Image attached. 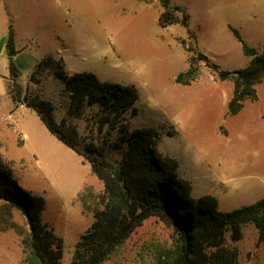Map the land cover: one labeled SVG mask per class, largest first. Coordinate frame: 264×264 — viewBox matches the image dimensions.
<instances>
[{"label":"rangeland","instance_id":"1","mask_svg":"<svg viewBox=\"0 0 264 264\" xmlns=\"http://www.w3.org/2000/svg\"><path fill=\"white\" fill-rule=\"evenodd\" d=\"M170 1L189 15L188 28L180 22L163 26L160 0H0V37L11 27L16 47L30 54L21 59L24 69L17 70L21 98L51 101L56 120L66 117L69 104L60 80L50 71L30 76L49 56L62 59L69 75L90 72L104 82L134 86L138 113L126 115L131 129L159 130L158 151L177 160L193 198L213 197L223 213L264 200V82L256 86L257 98L232 115L233 83L221 80L214 68H247L251 57L242 42L264 52V0ZM192 58L195 80L178 83ZM99 114L98 107H87L82 119L69 121L85 142L104 145L107 159L119 161L113 146L117 132L104 127L100 133ZM31 140L2 130L0 152L14 161L19 185L45 200L43 221L63 241L62 264H72L77 243L93 223L79 195L85 187L99 189L101 182L43 123L42 148ZM8 206L0 202V264H22L21 241L29 227L22 213ZM241 230L240 241L227 236L238 249V263L264 264V241L259 242L256 226L248 223ZM175 240L174 231L152 217L102 264H163Z\"/></svg>","mask_w":264,"mask_h":264},{"label":"trees","instance_id":"2","mask_svg":"<svg viewBox=\"0 0 264 264\" xmlns=\"http://www.w3.org/2000/svg\"><path fill=\"white\" fill-rule=\"evenodd\" d=\"M164 12L163 26L180 22L189 27V15L170 0H160ZM181 13L182 19L177 15ZM242 42L239 33L233 30ZM250 65L234 72L219 70L221 80H231L234 86L229 104L230 113L238 114L246 100L257 98L256 86L264 82V52L242 42ZM8 48L14 52L13 32ZM203 60H210L200 54ZM190 59L189 69L181 73L177 82L191 84L196 78ZM9 69L13 79L14 102L25 104L40 117L48 131L68 148L81 156L94 175L103 183L102 193L86 189L80 197L84 212L93 216V223L77 243L72 264H102L145 221L157 217L174 231L176 245L163 264H239L238 249L228 244L242 238V226L253 223L264 241V200L223 213L218 211L216 199L210 196L198 200L192 197V185L178 174L176 159L158 151L161 134L156 128L131 129L127 114L136 116L138 91L134 86L101 81L90 72L69 75L62 59L49 56L38 63L31 79L39 72L50 71L63 85L68 100L66 117L56 120V108L51 101L38 97L21 98L17 83L18 71L11 60ZM87 107H98V131L109 127L117 132L113 143L119 161L107 159L106 147L85 142L72 119H82ZM112 146V147H113ZM0 201L6 202L24 216L29 231L21 241L24 252L22 264H62L64 244L54 230L43 221L45 200L23 189L13 176L12 166L0 153ZM26 255V256H25Z\"/></svg>","mask_w":264,"mask_h":264},{"label":"crops","instance_id":"3","mask_svg":"<svg viewBox=\"0 0 264 264\" xmlns=\"http://www.w3.org/2000/svg\"><path fill=\"white\" fill-rule=\"evenodd\" d=\"M11 30L13 32V41H14L13 57L8 56V53L10 51V49L8 48V39H9ZM16 41H17L16 34L11 27L8 33L1 35L0 37V131L12 129V131H15L19 136L23 135V137H25L27 140H31L33 138V141L31 140V142L34 144L36 148L41 149L42 148V123L43 122L41 121L37 113L33 111L32 109L28 108L25 104L19 103L18 105H16L14 102L13 79H12L11 72L9 69L10 61L12 60L15 63L17 70L21 71L22 69H24V64L22 63L21 59H24L25 57L30 56L28 52L16 47ZM38 63L37 64L35 63L36 66L38 65ZM32 66H33V63H32ZM36 66L34 67L33 71L35 70ZM17 79H18L17 83L22 89V84L19 81V77ZM23 143H25V141ZM4 159L11 164L12 170H13L14 161L8 160L6 158ZM84 163L86 162L84 161ZM86 189H91L93 193L99 194L103 192L104 186H103V183L101 182V187H99V189L97 190H94L91 187H85L84 190L79 195V201H80L81 195ZM0 202H3V201H0ZM8 207H11V206H8ZM12 209H15V208H12ZM1 210H4V209L2 208ZM16 210L17 209H15V211Z\"/></svg>","mask_w":264,"mask_h":264},{"label":"water","instance_id":"4","mask_svg":"<svg viewBox=\"0 0 264 264\" xmlns=\"http://www.w3.org/2000/svg\"><path fill=\"white\" fill-rule=\"evenodd\" d=\"M13 55H14L13 52L12 51H9L8 56L9 57H12Z\"/></svg>","mask_w":264,"mask_h":264}]
</instances>
